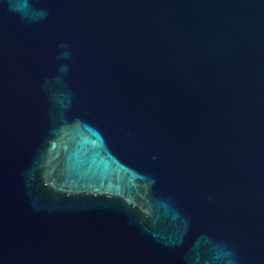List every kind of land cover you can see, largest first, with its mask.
Wrapping results in <instances>:
<instances>
[{"label": "water", "instance_id": "1", "mask_svg": "<svg viewBox=\"0 0 264 264\" xmlns=\"http://www.w3.org/2000/svg\"><path fill=\"white\" fill-rule=\"evenodd\" d=\"M11 4L0 264H264V0Z\"/></svg>", "mask_w": 264, "mask_h": 264}, {"label": "clouds", "instance_id": "2", "mask_svg": "<svg viewBox=\"0 0 264 264\" xmlns=\"http://www.w3.org/2000/svg\"><path fill=\"white\" fill-rule=\"evenodd\" d=\"M9 4H10V7L12 6V4H11V0H9ZM14 10V9H13Z\"/></svg>", "mask_w": 264, "mask_h": 264}]
</instances>
